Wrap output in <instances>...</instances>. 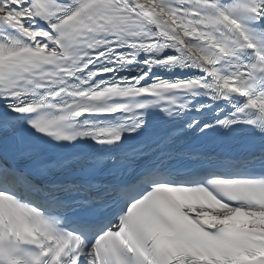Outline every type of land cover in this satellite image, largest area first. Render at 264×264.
<instances>
[{"label":"snow or ice","instance_id":"6c2138e0","mask_svg":"<svg viewBox=\"0 0 264 264\" xmlns=\"http://www.w3.org/2000/svg\"><path fill=\"white\" fill-rule=\"evenodd\" d=\"M0 264H264V0H0Z\"/></svg>","mask_w":264,"mask_h":264}]
</instances>
